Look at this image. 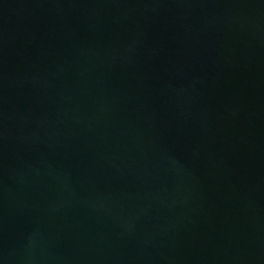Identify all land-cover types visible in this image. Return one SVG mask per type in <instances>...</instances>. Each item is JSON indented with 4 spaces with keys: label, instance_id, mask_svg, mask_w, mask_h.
<instances>
[{
    "label": "water",
    "instance_id": "95a60500",
    "mask_svg": "<svg viewBox=\"0 0 264 264\" xmlns=\"http://www.w3.org/2000/svg\"><path fill=\"white\" fill-rule=\"evenodd\" d=\"M0 264H264L251 0H0Z\"/></svg>",
    "mask_w": 264,
    "mask_h": 264
}]
</instances>
